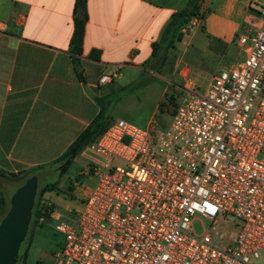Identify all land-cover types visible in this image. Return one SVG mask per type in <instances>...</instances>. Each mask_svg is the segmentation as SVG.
I'll return each mask as SVG.
<instances>
[{"label":"built area","instance_id":"built-area-1","mask_svg":"<svg viewBox=\"0 0 264 264\" xmlns=\"http://www.w3.org/2000/svg\"><path fill=\"white\" fill-rule=\"evenodd\" d=\"M250 5L261 23L242 22L241 58L204 86L180 70L163 130L116 118L82 147L94 183L75 220L54 225L64 241L48 264H254L264 248V0ZM198 23L191 15L184 30Z\"/></svg>","mask_w":264,"mask_h":264},{"label":"crops","instance_id":"crops-1","mask_svg":"<svg viewBox=\"0 0 264 264\" xmlns=\"http://www.w3.org/2000/svg\"><path fill=\"white\" fill-rule=\"evenodd\" d=\"M85 5L78 77L68 50L73 0H0L2 196L5 183L53 164L99 110L97 98L108 91L98 76L108 67L117 75L124 65L144 62L176 9L169 0H86ZM251 9L250 0H199V23L182 45L187 59L175 61L177 74L188 69L197 75L204 62L226 59L229 65L241 58L233 34L245 20L261 23L249 15ZM91 48L98 49L97 59L87 55Z\"/></svg>","mask_w":264,"mask_h":264},{"label":"rangeland","instance_id":"rangeland-1","mask_svg":"<svg viewBox=\"0 0 264 264\" xmlns=\"http://www.w3.org/2000/svg\"><path fill=\"white\" fill-rule=\"evenodd\" d=\"M169 1L178 9L187 0ZM239 30V27L236 28L233 38ZM188 32L190 31H184L183 41L177 47L173 46V49L167 51L166 59L159 67L146 61L138 67L124 65L117 70V75L103 86L108 92L102 100V110L108 122L122 118L139 127L148 128L151 133L160 132L168 125L173 107L181 98L182 80L176 72L175 61L187 59L182 45ZM221 64L226 66L228 62L226 59H218L217 63L204 62L203 70L192 75L197 78L200 86H204L211 74L221 68ZM111 71L112 68L108 67L103 72L110 74ZM90 162L88 154L80 150L55 161L45 169L37 170L42 176L38 184L36 203L46 205L47 208L41 214L42 219L36 217L34 220L32 217L30 220L20 246L21 264H48L54 253L62 247L64 236L55 230L54 225L59 221L75 220V211L82 206L94 183V176L89 171ZM47 182L53 184L52 189H44ZM200 224L201 220L194 219L195 231L201 229ZM234 232L230 235L232 239ZM253 262L264 264V248Z\"/></svg>","mask_w":264,"mask_h":264},{"label":"trees","instance_id":"trees-1","mask_svg":"<svg viewBox=\"0 0 264 264\" xmlns=\"http://www.w3.org/2000/svg\"><path fill=\"white\" fill-rule=\"evenodd\" d=\"M86 0H73L72 6V32L69 38L68 50L72 54V60L74 69L79 77L80 74V62L78 60V54L81 52V43L84 30V23L86 20ZM199 0H187L185 5L173 10L165 23L162 25L160 32L156 39L150 43L151 51L149 57L144 61H151L152 66H160L166 59L167 51L172 48L176 41L180 40L187 20L191 15L198 14ZM93 59L98 58V49L91 48L87 54ZM100 103V108L94 117L88 122V124L73 138L68 144L66 149L55 158L51 163L62 159L70 154H74L80 151L82 147L91 139H93L98 133H100L109 123L102 110V98H97ZM40 169L39 167L33 170ZM29 172V171H28ZM28 172L23 173L18 179L23 177ZM44 189L49 190L53 188L51 182L44 184ZM37 196V195H36ZM36 197L33 203L31 218L40 216L47 208L42 204L36 203ZM5 204V198L0 194V212ZM31 220V219H30Z\"/></svg>","mask_w":264,"mask_h":264},{"label":"water","instance_id":"water-1","mask_svg":"<svg viewBox=\"0 0 264 264\" xmlns=\"http://www.w3.org/2000/svg\"><path fill=\"white\" fill-rule=\"evenodd\" d=\"M42 174L31 170L20 179L3 185L5 204L0 212V264H19L21 242Z\"/></svg>","mask_w":264,"mask_h":264},{"label":"flooded vegetation","instance_id":"flooded-vegetation-1","mask_svg":"<svg viewBox=\"0 0 264 264\" xmlns=\"http://www.w3.org/2000/svg\"><path fill=\"white\" fill-rule=\"evenodd\" d=\"M38 192V191H37ZM36 195H37V193H36ZM36 195H35V197H36ZM35 200V199H34ZM19 264H21V262L19 261Z\"/></svg>","mask_w":264,"mask_h":264}]
</instances>
